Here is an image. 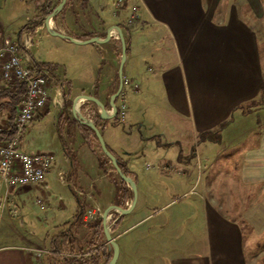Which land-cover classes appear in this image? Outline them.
Returning a JSON list of instances; mask_svg holds the SVG:
<instances>
[{
    "label": "crops",
    "instance_id": "crops-1",
    "mask_svg": "<svg viewBox=\"0 0 264 264\" xmlns=\"http://www.w3.org/2000/svg\"><path fill=\"white\" fill-rule=\"evenodd\" d=\"M59 2L36 0L32 29L43 27H36V19L40 21L46 6L54 7ZM140 2L151 16L140 22V27L151 22L146 32H140L139 27L131 29L126 21L119 20L121 8L128 11V7L120 3L111 6L104 0H71L65 12L63 10L53 20L58 32L77 41L74 42L76 49L92 47L94 58L90 69L97 82L90 84L87 80L76 85L69 73H60V63L49 62L57 75L52 77L58 83H50L49 103L37 119L49 116L51 109L57 112L58 130L51 134L54 144L48 150L38 132L41 124L31 123L21 136L19 150L25 153L54 151L59 160H54L42 184L10 191L0 228V264H108L113 254L104 234V223L99 226L100 218L88 222L86 213L93 206L106 212L125 200L128 208L133 193L127 185L126 195L116 198L120 177L98 147L95 133L75 119L72 109L81 96H90L103 104L107 114H112L111 98L119 88L122 55L116 27L122 30L125 40L128 39L126 76L116 105L120 108L133 95L135 103L129 108V123L132 124L135 112L139 129L153 127L146 144L141 130L137 132L145 151L156 146L167 154L153 174L140 179L132 171L133 165L113 153L137 185L138 199L131 213L137 212L140 216L126 226L122 225L123 216H117L118 230L114 231L118 233L114 239L119 246V257L116 264L148 263L142 252L143 244L131 236L138 225L147 220L154 221L151 230L155 239L151 248L166 247L168 256L160 259L163 253H155V260L150 264H160L156 263L158 261L164 264H254L255 258H259L247 255L246 249L255 237L264 235V101L245 113L237 108L259 101L264 89V29L261 32L257 27L264 25V0ZM222 6L225 7L220 10ZM109 20H115L116 24L109 26ZM19 36L7 38L16 42ZM109 36L107 42L82 43L93 38L105 41ZM31 62L33 67L30 68L37 73L39 63L33 57ZM77 65L84 75L88 66ZM100 65L102 70L98 71ZM8 86L0 79V133L9 131L15 121L11 119V111L5 110L3 105L1 92ZM78 106L82 111L97 112V104L91 101H79ZM150 113L153 118H149ZM15 115L16 112L14 118ZM186 121L189 140L194 143L201 138L203 141L194 151L195 166L198 165L200 172L187 189L186 163L191 165V161L186 159ZM95 125L109 142L116 141L118 131L114 118H97ZM158 125L161 131L155 130ZM7 136L0 135V143L6 142ZM219 168L222 173L205 181L202 192L197 193L194 188L198 180H203L204 169L210 172ZM181 169H184L181 175L169 172ZM54 176L73 189L79 198L72 220H56V212L45 204L46 190ZM223 180L227 186L234 185L236 192L228 189L227 196H217ZM238 185L248 194L237 197V209L232 194H242ZM173 186L180 192L173 195L170 191ZM252 191L256 195L249 197ZM0 194H4L1 187ZM192 196H196L193 202ZM48 220H53L52 229ZM201 234L205 251L186 253L187 249L197 248Z\"/></svg>",
    "mask_w": 264,
    "mask_h": 264
},
{
    "label": "rangeland",
    "instance_id": "rangeland-1",
    "mask_svg": "<svg viewBox=\"0 0 264 264\" xmlns=\"http://www.w3.org/2000/svg\"><path fill=\"white\" fill-rule=\"evenodd\" d=\"M36 0H0V31L2 34H5L6 37L10 36L12 39H16L18 35L21 33L24 26L28 24V19L26 20V17H30V20H35V12H36ZM61 1V0H60ZM106 2H110V5L114 4L115 6L117 4H121L123 7H128V11L121 8L122 12L121 17L119 18L120 21H126L127 25L132 29L133 27L140 29V32L143 30L148 31L150 27L152 26L151 22L147 24L145 27H140V22L144 19L149 20L151 16L147 15L144 8L142 7L143 2H140V0H104ZM226 1L227 3L232 2L233 0H222ZM60 3V2H59ZM68 4V3H67ZM66 4V5H67ZM225 7V6H224ZM223 6L220 8V10H223ZM66 9V6L65 8ZM63 9V10H64ZM112 10V8H111ZM65 12V10L63 11ZM62 14V13H61ZM60 14V15H61ZM110 14V12H108ZM99 16L102 15V12L99 11ZM105 15V14H104ZM153 16H156L153 14ZM109 18V17H108ZM111 18V17H110ZM129 18V19H128ZM56 19V18H55ZM130 20V21H129ZM108 23L109 26H113L116 23L109 20ZM108 22V21H107ZM130 23V24H129ZM45 23H43V26ZM261 32L264 29V25H258ZM264 34V33H263ZM128 41V39L126 40ZM126 45L128 46V42H126ZM263 45V44H262ZM76 45H74L73 42L68 41L66 39H62L60 37H55L51 35L46 27L36 34L34 36V44L31 50V56L33 57L34 61L39 64H43L46 66H51L52 64L49 63L50 61H57L60 63L61 68L57 65V67L60 69V73L64 75L65 73H69L70 77H74V84L78 85L82 81H90V84H95L97 82L96 75L92 69H90V63L94 58V54L92 53V47L90 45H86L83 47H79L81 49H76ZM263 51V50H262ZM26 65L29 67H33L32 63L28 64L26 63V60L24 61ZM77 63H81V66L85 65L86 69L84 75L80 73L78 70ZM150 63V62H149ZM53 67V66H52ZM150 67V64H149ZM120 68V67H119ZM67 70V72H66ZM101 65L98 68V71H101ZM69 71V72H68ZM55 73V72H54ZM125 74V71L123 70V77ZM57 77V75H56ZM69 78V76H68ZM74 87V86H73ZM75 88V87H74ZM76 89V88H75ZM82 90L80 91V93ZM130 93V92H129ZM126 105V118L124 122H117V134L115 136L116 141L109 142L105 135L101 132L103 139L106 143V146L108 147L109 151L113 154L115 153L119 158L125 160L130 165H133L132 171L137 173V176L140 179H144L149 174H153L157 167L161 164L162 158L167 156L165 152L158 150L156 146H154V149L149 148L148 152L145 151L144 144H146V137L147 135L150 136V130L152 128H141L139 129V126L136 123L137 115H135V112H133V121L132 124L128 121V113L130 112L129 108L130 106H133L135 103V98L133 95H131L127 100L125 101ZM57 115V112L54 109L50 110V115L47 117L36 119L34 122H32V125H38L41 124L39 127V134L40 137L43 138L44 143H46V148L48 150H51L50 148L54 144V141H52V135L58 130V120L55 122V117ZM153 115L150 113L149 118ZM143 118V116H142ZM144 119V118H143ZM107 122V121H106ZM142 122V119H140V123ZM54 124V125H53ZM156 124V123H155ZM130 125L132 127L130 128ZM157 125V124H156ZM31 126V125H30ZM154 126V125H153ZM162 127L158 125L156 126L155 130L161 131ZM188 122L186 121V159L191 161V165H188L186 163V189L187 185L191 182H195V180L198 178L200 169L197 166H195L196 157L194 152L197 147L203 145V141L200 138L199 142L195 141L193 143V140L187 137L188 134ZM141 130L142 135L145 137L144 144L140 142L141 137L138 136V131ZM114 134V132H113ZM148 136V137H149ZM215 136V135H213ZM127 138V140H126ZM56 140V139H55ZM129 140L131 142H129ZM156 141V140H155ZM98 147H100L98 141L96 140ZM156 144V143H155ZM46 148H42L43 150H47ZM42 150V151H43ZM38 153V152H34ZM53 153L55 156V160H59V156L54 151L48 152ZM103 154V153H102ZM62 155V154H61ZM114 155V154H113ZM211 155H215L212 153ZM120 160V159H119ZM202 170V169H201ZM166 171H168L166 169ZM174 173L176 175H181L184 171V169L181 170H169L170 173ZM64 172L63 174H65ZM204 178L202 181H197L194 190L197 193L202 192V186L205 181H210L214 177L218 176L220 173H222V169H212L210 172H207V170L204 169ZM234 173V172H233ZM117 175V174H116ZM224 175V174H223ZM118 176V175H117ZM178 179V176H176ZM136 184V183H135ZM170 188V186H167ZM140 188V186H139ZM137 189V185H136ZM228 189H231L233 192H236L235 186H227L226 181L223 180L221 185L218 187L217 190V196H221L224 194L223 197L227 196ZM239 193L242 194H232V198H235L236 200H233V203L235 204V207L239 208V202L237 201V197H245L248 193L246 190H242L238 185ZM171 193L177 194L179 193V189L177 186H173L172 190H170ZM46 198L47 202L45 204H48L50 207V211L56 212V220H63V222L72 220L75 211L78 208V197L74 193L73 189L70 190L66 184H63L59 177H52L51 181L49 183V189L46 190ZM182 193V192H181ZM137 195H138V189H137ZM256 195L254 191L251 192V195L249 197ZM196 199V196H192L190 200L192 202ZM45 202V201H44ZM244 202V201H243ZM91 204V202H89ZM188 203L186 202V205ZM94 207V206H93ZM42 214V213H41ZM114 217L112 221H109V229L112 232L113 238L117 236L118 231H114L113 227L116 224V218L119 216V214L114 213ZM139 215L137 214H128L123 216L124 223L123 226L129 225L134 223L139 219ZM20 219H18L17 224H19ZM148 222H144L138 225V227L131 233V236H134L137 241H139L141 244H143V253L144 257L146 259L147 264H150L155 260V253L162 252L163 255L160 259L168 257L166 254V247L163 248L161 246H158L154 249L151 248L153 246L152 242H154L155 236L152 232L151 228L153 226L154 221L147 220ZM53 220H48L47 224L51 226V229L53 227ZM57 224V222H55ZM187 235V234H186ZM199 239V238H198ZM197 248L187 249L186 253H202L205 251V245L203 242V234L200 235V239L197 240ZM155 250V251H154ZM248 253V254H247ZM247 255H256L259 258H255L254 264H264V235L255 237L251 241V246L246 249ZM192 255V254H191ZM249 257V256H248ZM46 258H52V256L46 255ZM49 263V262H47ZM64 264H68L67 262H63ZM160 264H164V262H156Z\"/></svg>",
    "mask_w": 264,
    "mask_h": 264
},
{
    "label": "built area",
    "instance_id": "built-area-1",
    "mask_svg": "<svg viewBox=\"0 0 264 264\" xmlns=\"http://www.w3.org/2000/svg\"><path fill=\"white\" fill-rule=\"evenodd\" d=\"M32 22L28 19V29H25L23 35L16 42L0 32V79L7 86L16 81L26 84V93L15 117L13 135L8 142L0 143V187L4 189V194H0V228L10 191L42 184L55 160L52 153H25L19 150L21 136L27 126L47 108L50 83H58V80L53 78L48 71L33 73L24 62L25 60L31 62L34 36L44 29V26L37 27L34 31ZM50 24L55 29L53 21H50ZM80 101L85 102L84 99ZM80 106H78V112L82 118L94 122L96 114L91 111H82ZM126 109L125 104L120 106L121 122L125 121ZM103 214V210L99 206H95L87 211L86 219L88 222H92L98 218L102 219ZM112 217L111 211L108 218Z\"/></svg>",
    "mask_w": 264,
    "mask_h": 264
},
{
    "label": "water",
    "instance_id": "water-1",
    "mask_svg": "<svg viewBox=\"0 0 264 264\" xmlns=\"http://www.w3.org/2000/svg\"><path fill=\"white\" fill-rule=\"evenodd\" d=\"M68 0H61L59 5L55 8V10L53 11V13L51 15H49L46 19H45V27L47 29V31L55 36V37H60L62 39H66L69 40L71 42H77L74 38H72L69 35H66L64 33H60L58 31H56L54 28H52V26L50 25V20H53L54 18H57L63 11V9L65 8L66 4H67ZM116 29L118 30V38L121 40V49H122V55H121V62H120V68H119V72H118V77H119V88L118 91L112 96L111 98V106L113 109V112L111 115L107 114L106 109L104 108L103 104L90 96H81L75 103L73 109H72V113L74 114L75 119L82 125L87 126L89 128H91L93 130V132L95 133V136L97 138V141L100 145V148L103 152V154L110 160L111 164L113 165V167L115 168L118 176L130 187V189L132 190L133 193V199L131 202V205L128 208H121L119 206H111L106 212H104L103 214V223H104V234L106 237V240L108 241V243L112 246L113 248V257L112 260L109 264H116L118 257H119V246L117 244V242L115 241V239L112 236V233L108 227L109 222H108V216L109 213L111 211H115L116 213H118L120 216H124V215H128L130 214L133 209L136 206L137 203V199H138V195H137V189H136V184L135 182L132 180V178H130L129 176L125 175L119 165L118 160L116 159V157L109 151L108 147L106 146V143L103 139V136L100 132V130L98 129V127L95 125V123L90 122L88 120H85L82 118V116L79 114L78 112V104L80 100H85V101H91L97 104V112L100 116V118L102 120H110L112 118L115 117V115L118 113V107L116 105V100L119 97V95L121 94L122 90H123V86H124V77H123V70H124V66L127 60V45H126V40L124 38V35L122 33V30L119 27H116ZM110 40V36L105 40V41H101L99 38H93L90 40H86L84 42H82L83 44H90V43H102V42H107Z\"/></svg>",
    "mask_w": 264,
    "mask_h": 264
},
{
    "label": "trees",
    "instance_id": "trees-1",
    "mask_svg": "<svg viewBox=\"0 0 264 264\" xmlns=\"http://www.w3.org/2000/svg\"><path fill=\"white\" fill-rule=\"evenodd\" d=\"M70 1L71 0H68V2H70ZM58 5H59V3L56 6H54V7H52L51 4L46 6V8L43 10V14L40 17V21H38L36 19V23H35L36 27L43 25L44 20L49 15H51L53 13V11L55 10V8ZM25 29L27 30L26 26H24V28L22 29V31L20 33V36L23 35V33L25 32ZM127 52H128V46H127ZM36 66L39 69L37 72H41L43 70H46L53 77H56V75H54V70H53L52 66L49 67V66H46V65H43V64H36ZM11 89H14L15 91L11 92ZM1 93H3V96H4L3 100L5 101V103L3 104L4 105V109L5 110L7 109V110L11 111V119L15 120L14 113L16 112V115H17L18 108H19V106L21 104V101H22V99H23V97H24V95L26 93V84L24 82L16 81L13 84L9 85L8 88H6V90L1 92ZM263 101H264V89L261 92V97H260L259 101H256V102L252 103L253 105L250 104L248 106H240L237 109H240V110H242L245 113V112L249 111L251 109V107L260 106L263 103ZM16 115H15V117H16ZM98 118L101 119L100 116H98ZM232 118H233V115L231 116L229 121H231ZM114 120L117 121V122L119 121V110H118V113L115 115ZM229 121H227L222 126V128L225 125H227V123ZM87 129L94 134V132H93V130L91 128L87 127ZM13 132H14V124H13L12 128L9 131L2 132V133H0V135H8L7 137H5V139L7 140L6 142H8V140L11 139V137L13 135ZM6 142H4V143H6ZM119 165H120L122 171H124L123 173L125 175L129 174V172H127V170H125L121 164H119ZM116 185H117V189H118V194H117L116 198H119V197L121 198L122 196L124 197L126 195V193L128 192V190H129L128 187H127V184L121 178H119L118 179V183ZM116 205L125 209L126 208V200L123 203H118V204L116 203ZM102 223H103V220H100V222H99V226L100 227H101ZM113 230H118V224L117 223L113 227ZM112 257H113V254H111L110 259L108 261V264L111 262Z\"/></svg>",
    "mask_w": 264,
    "mask_h": 264
},
{
    "label": "bare ground",
    "instance_id": "bare-ground-1",
    "mask_svg": "<svg viewBox=\"0 0 264 264\" xmlns=\"http://www.w3.org/2000/svg\"><path fill=\"white\" fill-rule=\"evenodd\" d=\"M53 20H55V18H54ZM53 20H50V21H53ZM50 21H49V22H50ZM44 23H45V22H44ZM50 25H51V24H50ZM55 30H56V28H55ZM56 31H57V30H56ZM115 33H117V32H115ZM108 222H109V218H108Z\"/></svg>",
    "mask_w": 264,
    "mask_h": 264
}]
</instances>
